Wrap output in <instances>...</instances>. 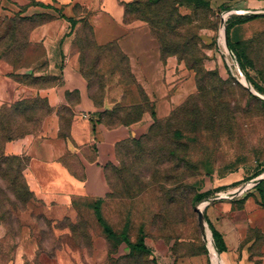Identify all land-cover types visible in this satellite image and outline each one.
Returning <instances> with one entry per match:
<instances>
[{
  "label": "rangeland",
  "instance_id": "374dc122",
  "mask_svg": "<svg viewBox=\"0 0 264 264\" xmlns=\"http://www.w3.org/2000/svg\"><path fill=\"white\" fill-rule=\"evenodd\" d=\"M107 2L117 8L104 32L96 28L94 9L79 5L64 36L78 47L77 72L101 107L100 120L133 131L103 167L107 192L99 210L116 236L104 232L94 200L75 201L73 208L41 203L26 184V157L5 153L7 142L37 133L54 110L63 113L62 126L68 127L71 108L55 109L37 93L0 107V264H213L207 240L213 228L205 218L208 228L203 221L202 232L195 205L240 192L210 199L204 217L210 205L250 193L264 207L254 189L264 177V0ZM24 6V0H3L0 6V70L36 89L59 84L63 65L49 67L43 45L30 38L54 12H45L44 19L27 16ZM239 9L258 12L244 15ZM141 26L164 65L159 85L149 88L116 37ZM230 48L237 61L231 69L221 53ZM148 66L156 72L153 63ZM185 78L192 86L180 94ZM151 87L164 92V111ZM121 235L132 242L142 236L149 253L130 252ZM252 236L259 252L264 237L259 231Z\"/></svg>",
  "mask_w": 264,
  "mask_h": 264
},
{
  "label": "crops",
  "instance_id": "0c3cea01",
  "mask_svg": "<svg viewBox=\"0 0 264 264\" xmlns=\"http://www.w3.org/2000/svg\"><path fill=\"white\" fill-rule=\"evenodd\" d=\"M24 1V15L54 12V17L34 27L30 38L43 45V59L49 67L63 65L60 82L48 88L36 89L3 75L0 70V107L44 93L51 106L55 109L70 107L72 114L68 127H65L62 126L65 121L63 113L54 110L37 133L7 142L4 151L6 154L26 157L23 174L36 199L49 207L73 208L75 201L96 200L106 194L103 167L114 158L117 144L133 131L128 126H108L100 120L101 107L91 99L84 77L77 72L78 47L70 36H64L70 29V22L59 14L74 19L80 6L93 8L99 17L96 28L104 32L103 26H107L109 18L115 14L113 5L117 6L110 2L108 7L107 0H35L52 5L51 8H44L37 4L26 5ZM2 4L3 0H0V6ZM236 12L246 15L258 10L239 9ZM116 37L138 78L144 79L147 86H158L164 65L159 59L158 46L147 29L141 26ZM167 62L169 68L172 60L168 59ZM150 63L154 64L156 72L152 73L148 66ZM171 76L168 75V79ZM191 86V79H182L178 91L187 94ZM158 90L152 87L148 89L151 94L158 95V110L164 111L167 101L164 92ZM235 194L240 192L215 198ZM242 198L243 195L236 202L215 203L206 210V220L219 233L224 244V251L220 253L206 224L214 249V256L210 251L213 264H264V245L257 252L255 248L258 244L252 236V232L259 231L264 237V207L258 204L255 193Z\"/></svg>",
  "mask_w": 264,
  "mask_h": 264
},
{
  "label": "trees",
  "instance_id": "16d2710c",
  "mask_svg": "<svg viewBox=\"0 0 264 264\" xmlns=\"http://www.w3.org/2000/svg\"><path fill=\"white\" fill-rule=\"evenodd\" d=\"M188 2H192L194 3L195 5L197 4H201L203 3L202 0H186ZM35 4L37 5H40V6H46L48 4H43V3H37L35 1ZM61 17L65 18V19H68L70 24L72 25L73 23V20L72 18L70 17H66L64 16L63 14H59ZM46 15H37V17L39 18H43L45 17ZM46 20V19H44ZM229 46V45H228ZM230 47V46H229ZM235 48V47H234ZM231 49V48H230ZM232 50V49H231ZM233 52V50H232ZM235 53L238 55V58H240L239 56V53L237 51V49L235 48ZM253 89V88H252ZM262 180L259 181L255 186H254V189L257 190L258 194L261 196V197H264V190L261 188L260 184H261ZM248 194H245L243 195V198H245ZM242 198V199H243ZM240 199V201L242 200ZM92 208L94 210V213L98 219L99 222H101L102 226H103V230L104 232L107 233L108 236H116L115 233L109 228L108 225L105 224L104 220L102 219L101 215H100V210H99V206H100V198L99 199H96L92 202ZM206 218V216H205ZM212 235H213V238H214V241H215V245H216V248L218 249V251L221 253L224 251V244L222 242V239L219 235V233H217L214 229L212 230ZM121 239L122 241L125 243L126 247L129 248L130 252H143V253H149V249L148 247L146 246L144 240H143V237L140 236L135 242H132L126 235H121Z\"/></svg>",
  "mask_w": 264,
  "mask_h": 264
},
{
  "label": "bare ground",
  "instance_id": "6f19581e",
  "mask_svg": "<svg viewBox=\"0 0 264 264\" xmlns=\"http://www.w3.org/2000/svg\"><path fill=\"white\" fill-rule=\"evenodd\" d=\"M226 14H228V12H225L224 14H223V17L225 18V16H226ZM223 25V24H222ZM224 26H222V30L224 29L223 28ZM224 34V33H223ZM225 36V35H224ZM224 43L226 44V41H225V39H224ZM241 76H242V74H241ZM242 80L244 81V83L246 84V86L251 90V91H253L249 86H248V83H247V81H246V79H245V76H243L242 77ZM254 93L255 94H257V95H259L256 91H254ZM259 96H261V95H259ZM213 198H215V197H213ZM213 198H209V200L211 199H213ZM209 200H205V201H203L202 203H200V205H199V208L200 209H202L203 208V206L209 201ZM205 224H206V222H205ZM207 226V225H206ZM206 236V235H205ZM207 237H208V245H209V249H210V251H211V254L214 256V249H213V245L211 244V242H210V236H209V234L207 233Z\"/></svg>",
  "mask_w": 264,
  "mask_h": 264
},
{
  "label": "built area",
  "instance_id": "2783aa9c",
  "mask_svg": "<svg viewBox=\"0 0 264 264\" xmlns=\"http://www.w3.org/2000/svg\"><path fill=\"white\" fill-rule=\"evenodd\" d=\"M224 12H225V11H224ZM222 14H223V12H222ZM222 14H221V15H222ZM226 19H227V17L224 18V17L222 16V21H223V22L226 21ZM222 24H223V26H224V23H222ZM222 50H223V48H222ZM221 53H222V55L225 57L226 62H227V64H228L229 68L231 69L232 66L235 68V64L237 63V61H236V59H235V55H234V53L232 52V50H230V53H228V54H225L224 51H222Z\"/></svg>",
  "mask_w": 264,
  "mask_h": 264
},
{
  "label": "water",
  "instance_id": "95a60500",
  "mask_svg": "<svg viewBox=\"0 0 264 264\" xmlns=\"http://www.w3.org/2000/svg\"><path fill=\"white\" fill-rule=\"evenodd\" d=\"M254 96H256V97H258L256 94H254L252 91H250ZM258 98H260V97H258ZM262 99V98H261ZM264 100V99H263ZM262 178H264V177H261V176H259L258 177V180L254 183V184H256V183H258ZM194 211L197 213V221H198V224H199V226H200V228H201V230H202V227H201V225H202V223H203V221H205V217H204V214L202 213V209H200L199 208V206H198V204L197 205H195V207H194ZM202 232H203V230H202Z\"/></svg>",
  "mask_w": 264,
  "mask_h": 264
}]
</instances>
